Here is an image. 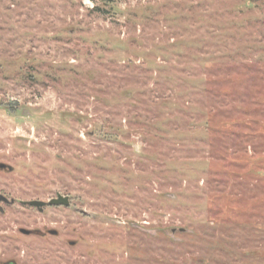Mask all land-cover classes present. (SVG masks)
Returning <instances> with one entry per match:
<instances>
[{
	"label": "rangeland",
	"instance_id": "obj_1",
	"mask_svg": "<svg viewBox=\"0 0 264 264\" xmlns=\"http://www.w3.org/2000/svg\"><path fill=\"white\" fill-rule=\"evenodd\" d=\"M0 161L17 264H264V0H0Z\"/></svg>",
	"mask_w": 264,
	"mask_h": 264
},
{
	"label": "flooded vegetation",
	"instance_id": "obj_2",
	"mask_svg": "<svg viewBox=\"0 0 264 264\" xmlns=\"http://www.w3.org/2000/svg\"><path fill=\"white\" fill-rule=\"evenodd\" d=\"M4 164V166H1ZM13 167L0 161V171H9L12 172ZM53 198L49 199L47 202H50ZM37 200H24L18 197H14L9 191H0V264H17V262L13 259L12 252V216L11 211L12 207L20 204L22 206L31 207L36 209L37 211H44V209L48 206H60V205H45L42 207V210L36 205H32L29 202ZM46 202V201H45ZM19 233L25 236L30 235H38L42 236L43 234L40 230L36 229H26L24 227H18ZM49 233L57 235L58 231L49 230ZM72 245H75V241L71 242Z\"/></svg>",
	"mask_w": 264,
	"mask_h": 264
},
{
	"label": "water",
	"instance_id": "obj_3",
	"mask_svg": "<svg viewBox=\"0 0 264 264\" xmlns=\"http://www.w3.org/2000/svg\"><path fill=\"white\" fill-rule=\"evenodd\" d=\"M1 166H4V164H2ZM32 205H36L40 208V210H42V207L45 205H65V206H69L70 205V198L69 196H63L61 194H59L56 198L52 199L50 202H45L42 200H33L29 202ZM179 231H187L188 229L180 227L178 229ZM177 231V229H173V232L175 233Z\"/></svg>",
	"mask_w": 264,
	"mask_h": 264
}]
</instances>
